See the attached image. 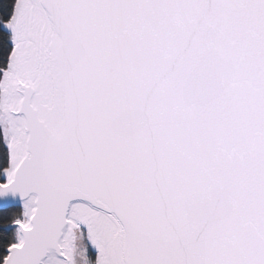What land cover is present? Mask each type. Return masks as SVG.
<instances>
[{
    "label": "snow or ice",
    "instance_id": "snow-or-ice-1",
    "mask_svg": "<svg viewBox=\"0 0 264 264\" xmlns=\"http://www.w3.org/2000/svg\"><path fill=\"white\" fill-rule=\"evenodd\" d=\"M8 2L0 264H264V0Z\"/></svg>",
    "mask_w": 264,
    "mask_h": 264
},
{
    "label": "water",
    "instance_id": "water-1",
    "mask_svg": "<svg viewBox=\"0 0 264 264\" xmlns=\"http://www.w3.org/2000/svg\"><path fill=\"white\" fill-rule=\"evenodd\" d=\"M12 206H17L21 208L20 200L18 197L13 198L12 196H8L6 198H0V207L6 209Z\"/></svg>",
    "mask_w": 264,
    "mask_h": 264
},
{
    "label": "trees",
    "instance_id": "trees-1",
    "mask_svg": "<svg viewBox=\"0 0 264 264\" xmlns=\"http://www.w3.org/2000/svg\"><path fill=\"white\" fill-rule=\"evenodd\" d=\"M7 6L10 8V0L8 2ZM5 18H6V16H5ZM0 31H3L2 27H0ZM3 211L6 213V219L10 220L12 215L18 214L20 212V207L12 206V207L3 209ZM7 231H8L9 234L12 233L13 229L11 228V226H9L7 228Z\"/></svg>",
    "mask_w": 264,
    "mask_h": 264
},
{
    "label": "rangeland",
    "instance_id": "rangeland-1",
    "mask_svg": "<svg viewBox=\"0 0 264 264\" xmlns=\"http://www.w3.org/2000/svg\"><path fill=\"white\" fill-rule=\"evenodd\" d=\"M22 209L20 208V211H21Z\"/></svg>",
    "mask_w": 264,
    "mask_h": 264
}]
</instances>
